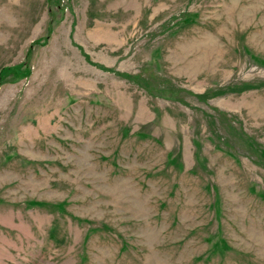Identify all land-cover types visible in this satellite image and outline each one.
<instances>
[{
  "label": "rangeland",
  "instance_id": "1",
  "mask_svg": "<svg viewBox=\"0 0 264 264\" xmlns=\"http://www.w3.org/2000/svg\"><path fill=\"white\" fill-rule=\"evenodd\" d=\"M0 264H264V0H0Z\"/></svg>",
  "mask_w": 264,
  "mask_h": 264
}]
</instances>
